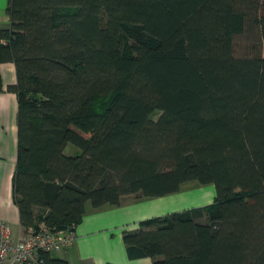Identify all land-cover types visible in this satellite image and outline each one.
<instances>
[{
    "label": "trees",
    "instance_id": "1",
    "mask_svg": "<svg viewBox=\"0 0 264 264\" xmlns=\"http://www.w3.org/2000/svg\"><path fill=\"white\" fill-rule=\"evenodd\" d=\"M6 9L0 61L17 72L8 89L18 96L24 231L78 224L89 202L213 182L211 202L125 228L128 255L264 264V0H8ZM253 26L262 48L235 54V37ZM69 143L81 152L67 154Z\"/></svg>",
    "mask_w": 264,
    "mask_h": 264
},
{
    "label": "crops",
    "instance_id": "2",
    "mask_svg": "<svg viewBox=\"0 0 264 264\" xmlns=\"http://www.w3.org/2000/svg\"><path fill=\"white\" fill-rule=\"evenodd\" d=\"M7 4L8 0H0V27L10 25ZM0 75L3 81L0 89V220L6 221L13 236L17 237L24 232L19 208L14 200V174L18 158V96L15 91L8 89V85L17 80L15 62L0 61ZM192 182H184L179 190L161 196L136 197L127 194L119 205H87L83 220L76 224L77 236L73 245L60 249L62 255L57 254L59 250L53 253L67 258L70 264H154L151 256L131 258L128 255L123 232L125 228H137L142 219L204 205L197 197L190 199L189 191L195 187Z\"/></svg>",
    "mask_w": 264,
    "mask_h": 264
},
{
    "label": "built area",
    "instance_id": "3",
    "mask_svg": "<svg viewBox=\"0 0 264 264\" xmlns=\"http://www.w3.org/2000/svg\"><path fill=\"white\" fill-rule=\"evenodd\" d=\"M76 236L74 223L62 228L43 223L16 237L10 225L0 220V264H44L43 252L69 248Z\"/></svg>",
    "mask_w": 264,
    "mask_h": 264
},
{
    "label": "rangeland",
    "instance_id": "4",
    "mask_svg": "<svg viewBox=\"0 0 264 264\" xmlns=\"http://www.w3.org/2000/svg\"><path fill=\"white\" fill-rule=\"evenodd\" d=\"M261 45L262 43L258 27H246V29L241 34L237 35L234 39V52L237 55L253 54L255 53V51L259 52V50L262 48ZM157 116L158 115H156V117ZM65 152L67 154H75L80 153L81 149L78 146L69 143L65 148ZM192 183H195V187L194 189H191L189 191L190 199L191 197L193 199L194 197H197L198 199L202 200L203 204L211 202L215 193L213 182L199 183L193 181ZM88 205H90V202L88 203ZM57 254L62 255L63 251L59 250ZM73 264L77 263L73 262Z\"/></svg>",
    "mask_w": 264,
    "mask_h": 264
}]
</instances>
